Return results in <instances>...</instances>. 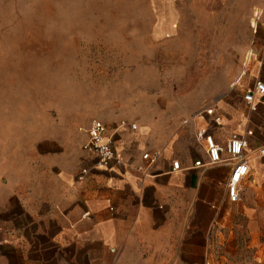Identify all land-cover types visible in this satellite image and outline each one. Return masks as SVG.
Here are the masks:
<instances>
[{"label":"crops","instance_id":"crops-1","mask_svg":"<svg viewBox=\"0 0 264 264\" xmlns=\"http://www.w3.org/2000/svg\"><path fill=\"white\" fill-rule=\"evenodd\" d=\"M248 2L257 8L264 0ZM257 47L253 69L234 83L239 94L223 90L204 106L222 116L219 125L197 118L196 107H168L167 93L157 91L136 111L133 88L125 101L66 108L62 150L54 136L38 137L29 157L0 174V264H264V94L256 111L244 100L247 87L264 81ZM94 117L120 163L96 166L84 149ZM204 126L218 142L253 130L237 202L226 193L230 165L194 164L208 160L196 136ZM83 167L90 172L80 180Z\"/></svg>","mask_w":264,"mask_h":264},{"label":"rangeland","instance_id":"rangeland-1","mask_svg":"<svg viewBox=\"0 0 264 264\" xmlns=\"http://www.w3.org/2000/svg\"><path fill=\"white\" fill-rule=\"evenodd\" d=\"M261 30L264 3L248 0H0V174L38 137L61 151L66 108L134 93L144 110L157 91L199 110L239 94L255 47L264 53Z\"/></svg>","mask_w":264,"mask_h":264},{"label":"built area","instance_id":"built-area-1","mask_svg":"<svg viewBox=\"0 0 264 264\" xmlns=\"http://www.w3.org/2000/svg\"><path fill=\"white\" fill-rule=\"evenodd\" d=\"M257 94H264V81L262 79H257L255 84L247 87L244 92V100L251 111L257 110ZM195 116L202 120H208L214 125H219L222 121V116L215 112L214 107H203L196 112ZM88 134L84 149L91 154L96 166L110 167L114 162H121L116 153L114 142L111 139H106V125L103 120L94 118ZM249 135H253V130H248L244 134L233 133L224 142H218L210 126H204L198 129L196 133L197 138L205 143L208 160L206 163L201 159L197 160L195 165L228 164L231 166V173L225 184L227 197L231 202H237L241 199L242 183L250 171V160L247 155L250 147L247 138ZM259 155L264 156V145L259 147ZM142 157L154 161L150 153H144ZM172 166L173 170H177L180 167V162L174 160ZM146 167L144 164L137 165V169L143 172L146 171ZM89 172V167H83L78 179H84Z\"/></svg>","mask_w":264,"mask_h":264},{"label":"bare ground","instance_id":"bare-ground-1","mask_svg":"<svg viewBox=\"0 0 264 264\" xmlns=\"http://www.w3.org/2000/svg\"><path fill=\"white\" fill-rule=\"evenodd\" d=\"M252 24L255 26V24H256V23H255V22H253Z\"/></svg>","mask_w":264,"mask_h":264}]
</instances>
